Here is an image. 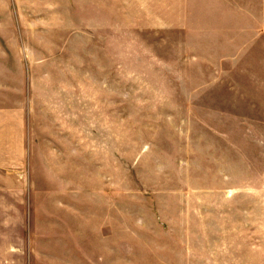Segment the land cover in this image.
<instances>
[{
    "label": "rangeland",
    "instance_id": "obj_1",
    "mask_svg": "<svg viewBox=\"0 0 264 264\" xmlns=\"http://www.w3.org/2000/svg\"><path fill=\"white\" fill-rule=\"evenodd\" d=\"M16 37L41 126L72 136L51 176L115 199L136 263L185 243L264 264V0H0V71L22 69Z\"/></svg>",
    "mask_w": 264,
    "mask_h": 264
},
{
    "label": "crops",
    "instance_id": "obj_2",
    "mask_svg": "<svg viewBox=\"0 0 264 264\" xmlns=\"http://www.w3.org/2000/svg\"><path fill=\"white\" fill-rule=\"evenodd\" d=\"M14 44L21 71H0V264H234L232 259H217L216 254L215 257L204 255L206 258L193 254V259L186 257V252L195 250L185 243L146 244L145 260L136 263L132 248L122 245L116 233L120 213L115 199L106 203L104 196H73L71 181L51 176L58 169L52 163L60 149L58 144L62 140L65 147L72 146V136L58 135L50 121L48 128L41 126L42 122L35 115V107L41 105V101L30 94L31 73L25 71L24 65L26 57H32V53L26 54L24 40L21 42L20 37L15 38ZM45 97L51 106L54 96L51 98L50 93ZM71 152L64 154L71 157ZM34 156L42 161L40 171L48 173V178L27 179L35 166ZM69 166L66 159L63 169L67 171ZM42 187L47 190H34ZM26 188L30 189L31 201L45 199L39 200L36 210H26ZM57 188H64L60 193L65 199L62 204L57 202L60 196ZM213 248L219 250L216 245ZM159 251L168 254L161 258ZM204 251L210 252L211 248Z\"/></svg>",
    "mask_w": 264,
    "mask_h": 264
}]
</instances>
